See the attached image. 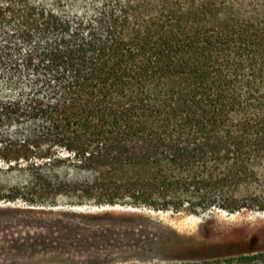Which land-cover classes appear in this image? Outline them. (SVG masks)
I'll return each mask as SVG.
<instances>
[{
  "label": "trees",
  "instance_id": "16d2710c",
  "mask_svg": "<svg viewBox=\"0 0 264 264\" xmlns=\"http://www.w3.org/2000/svg\"><path fill=\"white\" fill-rule=\"evenodd\" d=\"M7 200L264 213V0H0ZM176 262L264 264L246 242Z\"/></svg>",
  "mask_w": 264,
  "mask_h": 264
},
{
  "label": "rangeland",
  "instance_id": "374dc122",
  "mask_svg": "<svg viewBox=\"0 0 264 264\" xmlns=\"http://www.w3.org/2000/svg\"><path fill=\"white\" fill-rule=\"evenodd\" d=\"M24 184L0 171V264H119L176 262L246 242L264 244V213L154 211L125 205L55 206L7 200ZM6 206V207H5Z\"/></svg>",
  "mask_w": 264,
  "mask_h": 264
},
{
  "label": "bare ground",
  "instance_id": "6f19581e",
  "mask_svg": "<svg viewBox=\"0 0 264 264\" xmlns=\"http://www.w3.org/2000/svg\"><path fill=\"white\" fill-rule=\"evenodd\" d=\"M6 207V206H5Z\"/></svg>",
  "mask_w": 264,
  "mask_h": 264
}]
</instances>
